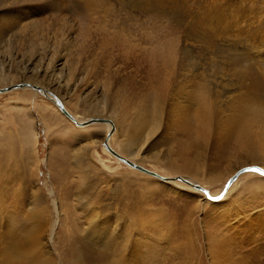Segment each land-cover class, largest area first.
Listing matches in <instances>:
<instances>
[{"label":"rangeland","instance_id":"rangeland-1","mask_svg":"<svg viewBox=\"0 0 264 264\" xmlns=\"http://www.w3.org/2000/svg\"><path fill=\"white\" fill-rule=\"evenodd\" d=\"M113 1L117 8L122 6L123 1L128 3L127 0ZM229 7L233 9V13L230 12L233 17L229 21L220 19L219 32L223 31L225 24H231L235 19L240 27L257 28L254 39L248 38L259 45L264 36V0H229ZM0 11V18H5L0 19V72L17 74V69L20 75L18 81L10 84L15 91L7 90L4 92L8 93L2 92L4 94L0 95L1 237L9 236L5 234L6 231H16L23 225L33 227L36 222L45 223L47 230L43 236L46 245L54 250L58 264H78L79 255L84 256L86 264H123L125 260L130 264H217V260L222 258L220 261L223 263L228 255L226 253L224 256L223 250L229 237L233 246L230 242L228 250H233V258L238 259V254L234 252L242 251L246 253L244 263L264 261V175L257 173L244 178L243 183L227 196L231 185L225 190L223 188L225 192L220 190L238 171L243 172L240 177L250 166L263 167L264 158L256 157L260 154L254 147L246 154L234 144V138L224 139L223 135H219L225 126L221 130L216 129L206 149L196 152L198 146L193 145L189 155L180 157L178 145L177 150L172 151L170 143V147L166 144L177 136L171 107L174 101H169L168 96L164 100L166 107L164 105L162 129L155 137L142 139L138 145V148L143 146L137 157L141 163L135 157L129 158L163 173V176L174 178L164 181L130 168L117 159L105 146L109 140L107 137L114 132L107 135L103 126L97 128V125L85 130V126L76 125L59 110L55 102L39 91L33 96L28 90L20 89V85L30 83L41 86L58 96L69 110L85 119L106 117L117 123L111 129L115 133L118 130L117 135H134L136 130H130V125L139 113L137 111L143 107L142 112L146 111V115L153 113L152 104L146 105L147 108L140 104L144 94L136 96L137 99L132 96L136 91L130 89L128 80L132 81L133 78L136 81L137 78L147 85L152 84L153 93L159 91L164 99L168 95L166 90L157 89L154 80L144 78L153 75H149V69L153 62L157 63L152 56L150 59L144 54L145 49L150 50L153 46L151 41L142 38L128 44L114 39L110 34L106 35L100 29L99 20L86 13L77 0H9L5 8L0 5ZM178 19H181L180 15ZM227 28L226 33L219 35L220 43L217 46L215 43L207 47L204 41L199 40L198 45L196 41L195 45L192 41L190 43L206 57L211 55L218 59L217 63L226 64L228 52L224 51L230 44L229 48H237L235 53L244 45L237 43L234 27ZM179 30L180 36L186 33H183V28ZM231 36L233 39L229 41ZM263 46L260 45V48L264 52ZM188 47L181 46L182 50ZM29 50L34 53L32 57L28 55ZM190 53L199 55L193 51ZM58 55L61 58L56 62ZM136 55L140 57L135 58ZM53 59L55 62H51ZM133 61L140 66V72H144L142 80L141 76H131L135 67L131 64ZM110 64L114 71H121L114 76H121L128 85L126 89L125 86L121 89L126 92L120 96L125 110L128 108L129 112L139 105L127 114L131 120L122 113H119L121 119L119 114L106 113L105 109H100V113L89 110L98 101L102 104L105 86L112 85L110 75L112 77L113 73L106 71ZM158 64L162 71L169 68L165 62ZM229 79L232 83L229 86L225 83L224 86L231 89V94L234 93L235 82L234 78ZM200 82L198 78L192 79V88ZM26 94V101L17 102L18 97ZM219 98L223 102L224 94ZM228 114L223 110L217 122L223 125L222 120ZM181 138L180 143L186 142L184 134ZM87 146L89 152L86 165L82 168L76 160L79 152L82 153ZM250 154L255 156L251 157ZM219 157L221 162L216 167ZM184 160L193 163L194 168L198 167L197 171L202 174H191L190 168L183 166ZM177 175L194 179L201 185L207 184L213 194H221L222 198L205 197L195 188L190 189L183 184V187L172 186L169 182L178 180L175 179ZM99 216L109 221V231L112 232L109 233L106 248L87 237L91 235L89 227L95 221L97 224Z\"/></svg>","mask_w":264,"mask_h":264},{"label":"bare ground","instance_id":"bare-ground-1","mask_svg":"<svg viewBox=\"0 0 264 264\" xmlns=\"http://www.w3.org/2000/svg\"><path fill=\"white\" fill-rule=\"evenodd\" d=\"M35 1H41V0H35ZM77 1L80 3L81 8L86 13H88L91 17L99 20V25L101 27L100 29H102L103 32L105 31L104 33H106V35L110 34L113 36L114 39L123 40L128 44L137 42L142 38L144 41L152 42L153 46L150 48V50L145 49L144 54L150 56V59L152 56V60L156 61L157 63L153 62L152 66L149 69V75L150 74L153 75L149 78L147 77L144 78L149 80H154L156 82L155 86H157V89L159 90L163 89L167 91L166 92V94H168L167 97L165 96L164 99V96H162V94L159 91L153 93L154 90L152 91L151 89L154 86L151 87L152 84L151 85L149 84L150 85L149 87V85H147L144 81H139L137 80V78L136 81L133 80L132 78L133 82L131 80H128L130 81V83L128 82L127 84H130V89L132 90L135 89L136 91V94L132 96H135L134 98L137 99L139 95L144 94L142 97L140 96L142 100V101L139 100L141 101L140 104L144 105V107L146 105L152 104L151 113H153V115H146L145 114L146 111L142 112L143 107L140 111L139 109L142 106L140 105V108L138 109L139 111H137L139 113L137 115L135 114L136 116H134L135 120H132L133 121L132 123L130 122L131 123L130 130L131 129L136 130V134L134 135L127 134L126 136H124L119 133L120 136H118L119 135V134L117 135L118 130H116V133L114 130L113 131L111 130L112 128L117 126V123L113 120L111 121L106 117H97V116H92L90 118L88 117L89 119L86 118L88 119L86 120L83 116H80L79 114L69 110L65 105V103L58 96L54 95L51 91L46 90L41 86L34 85L33 83H30L28 85L26 82L27 85H20L22 87L20 89L28 90L27 92H31L33 96L36 95L35 93L39 91L42 95L46 96L51 102L53 103L55 102L59 110L62 112V110L58 106V103L61 102L65 107V109H67L73 115L76 121L71 120L69 117L68 118L78 126L80 125L85 126L83 127V129L85 130L90 129L93 125H97L96 126L97 128L103 126L102 129L104 130V133H106L107 135L110 134L111 132L112 133L114 132L113 133L114 135L112 134L110 137H107L109 138V140L107 139V141L105 142L106 148L110 152L112 149L128 159L130 157L131 158L135 157L137 159L135 160L139 163L141 162L140 159H138L137 157L140 151L142 150L143 146L141 148H138L139 147L138 145L142 139L150 140L153 137H155L156 134H158L159 130L162 129L161 120L164 112V105H165L164 100H166L168 96L170 97V99L168 98L169 101L171 102L174 101V103L172 102L173 104L171 107H173L174 127L177 136H174L173 141L170 142L168 141L166 144L168 145V147L170 146L172 147L173 149L172 151L177 150V145H178V147H180L179 148L180 157L189 155L191 153V148L193 145L198 146L196 152H200L206 149L205 147L207 146V142H210V140H212L211 137L215 136L216 129L221 130V128L225 126L226 127L225 130L219 132V135H223L224 139L234 138V144L245 153L246 151L248 152L250 148L254 147L255 150L260 154V156L257 155L256 157L258 159L264 158V52L260 48V45L261 46L264 45L263 44L264 36L262 37V39L260 38L261 42L259 45H257L256 42L251 41L248 38L250 36L252 39H254V36H256V29H257L256 27L254 26H248L246 28L240 27V25H238L235 19H233L231 23L232 26L230 23L225 25L223 24L224 29L221 33H226L229 29L227 28L228 26L234 27V31L236 32L234 35L235 39L236 41H239L237 43L241 42L244 44L243 47H241L240 49L238 48L236 53H235L237 49L236 47L229 48L231 44L227 48V50L224 51V52H228L226 53L228 54V57H226L225 62L228 66L230 65V67L225 66L226 64L224 63L221 64L217 63L218 59L216 60L211 55L209 58L206 57L204 53L196 49V46H194L195 41L197 43L198 40L204 41L207 47L211 46V44L215 45V43L216 46L217 44L219 45L220 43L219 35L221 34L219 32L220 30L219 21L220 19H222V21L224 19L229 21V18L232 19L233 17V15L231 14L233 13V9L229 7V0H127L128 3H125L122 0L123 4L120 3L122 5L120 8L116 7V4H114L115 1L113 0H77ZM8 2L9 0H0V5H2L5 8L6 6H8ZM120 10H122L121 13L119 12ZM178 14L181 17L180 20L178 19L179 18ZM0 19L3 18L1 17ZM188 26H190V28H188ZM182 28L184 29L183 33L184 32L186 33L180 36L179 33H181V31L179 29ZM187 30H189L190 32L189 31L187 32ZM186 34L189 35L190 37L187 36ZM230 38L231 39H229V41L233 39V36H231ZM191 41L194 42L193 43L194 45L190 43ZM199 43H197L196 45H198ZM182 45L185 47L187 46L189 47L187 50H182L181 48ZM135 46L139 47L141 45H133V47ZM181 50L182 52L181 54H179ZM191 51H193V53L196 52L200 56L198 55L199 56L198 57L197 55H191L190 53ZM229 53H233L235 55L232 56V54L230 55ZM28 55L32 57L34 53L31 50H29ZM10 57L12 56L10 55ZM139 57H137L136 55L135 58H139ZM60 58H61L60 56L56 58L55 59L56 62ZM141 59H143L142 56ZM55 60L53 59L51 62H55ZM178 60H180L181 62ZM159 62L160 64H162L163 62L167 63L169 68H167L165 71H162V69L158 67ZM131 64L135 66L133 71L134 74L131 76H135V75H138V77L141 76V80H142L144 72L143 71L140 72V66L138 65V63L136 64L135 61H133ZM112 67L113 66L110 64L106 68V71L108 73H113L112 77L110 75V79L112 78L113 79H112L111 87L105 86V90L103 93L104 99L102 100V104H99L98 101L97 102L98 104L92 105L93 109L89 108L90 106L88 108L90 112L94 111L100 113L105 109L106 113H112V115L122 113V116L127 118V116H129L127 114L132 109H134V107L137 106L138 104L135 105L136 103L133 101V103H135L134 104L135 106L132 107L129 112L127 111L128 108L127 110H125L122 104L123 102L122 103L120 102L121 101L120 98H122L120 96L122 95V93L124 94V92H126L125 89L127 84L125 85V81L121 76H114L118 74L119 69H117L118 71L115 70L116 71L115 73ZM15 72H17V74L11 73L10 75L4 73V71L0 72V82H2L3 87H11L10 84H13L14 82L19 80L20 77L19 71L16 69ZM194 78L200 79L201 82L198 83L196 87L192 88V86L194 85L192 83V79ZM229 78H234V82H235V88L233 89L234 93L231 94H230L231 89L229 90L225 89L226 87L224 86L225 83H227V86H229L232 83V80H230ZM124 86L125 89L121 90ZM219 86L220 89L218 88ZM147 87H149L150 89L146 91L145 88ZM222 90L224 92H222ZM11 91H15V89L11 87L10 90L9 88L8 92ZM8 92H4V93H8ZM128 92L129 94H131L130 91ZM4 93L1 92L0 95ZM220 93L224 94L225 96L223 102L220 101L219 96L222 95ZM27 96L28 94L18 97L17 102L19 101L23 102V100L26 99ZM133 103H131V106ZM124 106H127V104H125ZM122 107L124 108L123 110ZM100 109L102 111H100ZM85 110L88 111L87 108ZM223 110L228 111L229 114L226 115V118L224 120H222L223 125H221L220 123L217 122V120H218V116L221 115ZM122 116H120L119 114L120 118ZM91 118L104 119V121H96V120L91 121ZM129 118L131 120V117ZM84 119L86 121H84ZM127 119L125 120L127 121ZM215 123L218 125H215ZM183 134L186 137L185 138L186 142L180 143ZM35 135H34V140H35ZM178 137L180 139H178ZM88 149L89 147L87 146L85 150L82 149L83 150L82 153L79 152V158L76 160V163H78L79 167L83 168V166L86 165V156L88 155L89 152ZM249 156L254 157L255 155L250 154ZM221 157L217 158L219 162L217 166L214 165V168L219 167L221 162ZM116 158L119 159L118 157ZM183 162H184L183 166H186V168L187 167L190 168L191 174H194L195 176L197 175L199 176L200 174H202L199 171H197L198 167L194 168L193 163L191 164L188 160H184ZM131 167L132 166H130V168ZM252 168L255 167L252 166ZM152 171H156V170H152ZM156 172L158 173V171ZM257 173L258 172H254V171H245L243 176L238 177L241 174L240 171L236 176V178L238 177L237 179L235 178L231 183L228 182L227 186L223 185V187L220 190L222 191L223 188L225 190V188H228V186L231 185L230 188H228L229 190L227 189L228 190V192L226 193L227 196V194L232 192V190H234L235 188L237 189L240 183L241 184L243 183L242 180H244V178L256 175ZM183 177L188 179L190 183H187L178 178H177L178 180L169 183H171L172 186L173 185L182 186L183 184L184 186H187L190 189L193 187L196 190L200 191L203 195H206L205 197L209 198V195L205 193V191L195 187V184H199V183L195 182L194 179H190L185 176ZM179 180L183 181L184 183ZM252 184L245 183V185H252ZM199 185L207 189L211 197L221 196L220 193H219L220 195L213 194L208 189L207 184L204 183L202 184L203 186L201 184ZM244 187L251 188L252 186L250 187L244 186ZM37 196L35 197L37 198ZM45 226H46L45 223L36 222L33 224V227H31V225L24 227L23 225L22 228L20 227L16 231L14 229H13L14 231H12L9 230L10 228L9 229L6 228L9 231H6L7 233L5 232V234H8L9 236L7 235L6 236L4 235L2 237L0 236V264H58L57 263L58 259H56V254L54 253V250L51 248L50 245H46V240L43 236V233L45 232V230H47ZM109 226H110L109 221L107 219L104 220L103 216H99L97 224L95 221V223L89 227V232L91 233V235L90 236L87 235V237L95 244L99 243L102 245L101 246L102 248L103 247L106 248L108 246V242L110 238L109 233L110 234L112 233L111 231H109ZM242 228H245V226ZM92 233L94 234L92 235ZM51 236H52V232L48 237L49 240ZM230 238L231 237H229V240L227 238V241L225 242L226 244L223 250L224 252L223 255L226 253L228 255L226 254L227 255L226 259H224L225 261L222 262L223 263L226 262V264H239V263L247 264L244 263L245 255H246L245 252L244 253L242 251H240L239 253L234 252L236 255L238 254V259L233 258L232 255L234 254L232 253L233 251L232 248H231L232 251L228 250L230 242L233 246V241ZM257 254L258 253L256 254L254 253V255ZM223 255L222 257L225 256ZM77 258H78L77 259L78 264H86L83 255L82 256L79 255ZM221 259L217 260V264H223L220 261ZM236 261H238L239 263ZM123 264H130V263L128 260L127 261L125 260ZM252 264H264V261L262 260V262H258L254 260Z\"/></svg>","mask_w":264,"mask_h":264},{"label":"water","instance_id":"water-1","mask_svg":"<svg viewBox=\"0 0 264 264\" xmlns=\"http://www.w3.org/2000/svg\"><path fill=\"white\" fill-rule=\"evenodd\" d=\"M9 88H11V87H1V88H0V92L7 91V90H9ZM39 89H40V87H39ZM58 106H59L60 109L62 110L63 114H65V115H66L67 117H69L71 120L76 121L75 118L73 117V115H72L67 109H65V107L63 106V104H62L61 102L58 103ZM94 120H96V121H104V119H95V118H91V121H94ZM111 152H112L116 157H118L121 161H123L124 163H126V164H128V165H130V166H132V167H134V168H136V169H138V170H140V171H143V172H145V173H148V174H150V175H153V176L158 177L159 179H161V180H165V181H166V180H170V179H174V178H170V177H165V176H163V175L157 173L156 171H152V170H150V169H148V168H146V167H144V166H142V165H139V164H137V163H134L133 161H131V160H129L128 158H126V157L120 155L119 153H117L116 151H114V150H112V149H111ZM253 167L258 168V169H261V170H264V168H263L262 166H253ZM249 168H252V166H250ZM249 168H247V169H249ZM239 172H240V171H238V172L236 173V175H234V177H232V178L229 180V183H231V182L236 178V176L238 175ZM241 172H242V171H241ZM177 178H178V179H181V180H183V181H185V182H187V183H190L189 180L186 179V178H184L183 176H177L176 179H177ZM195 187H197V188H199V189H202L203 191H205V193H207V194L209 195V198L214 199V197H211L210 194H209V191H208L207 189H205L204 187H201L199 184H195Z\"/></svg>","mask_w":264,"mask_h":264},{"label":"snow or ice","instance_id":"snow-or-ice-1","mask_svg":"<svg viewBox=\"0 0 264 264\" xmlns=\"http://www.w3.org/2000/svg\"><path fill=\"white\" fill-rule=\"evenodd\" d=\"M245 171H254V172L260 173L261 175H264V170H261L258 168H256V169H245ZM219 198H221V197H219V196L214 197V199H219Z\"/></svg>","mask_w":264,"mask_h":264}]
</instances>
